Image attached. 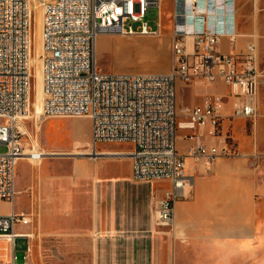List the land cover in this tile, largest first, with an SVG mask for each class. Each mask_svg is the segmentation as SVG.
<instances>
[{"label": "built area", "instance_id": "obj_1", "mask_svg": "<svg viewBox=\"0 0 264 264\" xmlns=\"http://www.w3.org/2000/svg\"><path fill=\"white\" fill-rule=\"evenodd\" d=\"M164 0H0V200L13 203L17 195L16 172L19 160L39 161L54 153L43 148L27 130L34 70L31 56L36 45L38 7L41 9L43 116L86 114L91 119V152L100 142L125 141L137 180H168L171 187L157 200L160 224L174 222L175 204L185 195L193 179L186 175V157L211 165L218 157L239 151L223 137V144L206 143L201 134H189L196 142L187 153L177 148L178 129L209 127L217 133L223 114L224 96L209 94L203 104L189 107L186 119L179 120L178 85L201 80L206 84L222 80L234 96L231 116L257 114L259 70L257 47L247 42L238 49L236 0H171V67L165 72L110 73L98 65L96 44L102 31L126 35H157L145 15L151 6L159 9ZM133 22H139L134 27ZM229 36L231 49L219 48ZM129 152V153H125ZM32 215L10 211L0 214V238L14 247L18 232ZM13 253L10 264L16 263Z\"/></svg>", "mask_w": 264, "mask_h": 264}, {"label": "crops", "instance_id": "obj_2", "mask_svg": "<svg viewBox=\"0 0 264 264\" xmlns=\"http://www.w3.org/2000/svg\"><path fill=\"white\" fill-rule=\"evenodd\" d=\"M236 4V47L242 49L250 41L257 45L256 40L243 37L252 35V28L248 33L242 31L239 0ZM219 48L222 52L232 50L229 36L222 37ZM258 62L254 117L231 116L234 96L222 80L212 84L201 80L179 83L183 111L203 104L209 94H221L224 116L215 134L209 133V127H180L178 151L186 154L188 146L196 142L188 135L200 133L206 143L220 145L223 137L229 136L239 154L218 157L209 169L205 163L186 157V175L193 182L176 201L174 222L168 227L155 223L154 203L171 182L135 179L129 156L99 154L78 161L59 156L39 161L22 158L15 179L17 195L0 214L14 210L32 215L30 222L16 228L33 234L24 237L25 252L31 251L32 241L38 239L43 255L64 257V262L56 264H264V59ZM50 152L87 154V150ZM101 157H125V165L120 172L103 174L98 165ZM75 174H82L88 183L82 185L81 177ZM154 181L169 185L161 188ZM0 241L11 244L4 238ZM13 253L12 246L9 254L1 255L11 262ZM46 264L54 263L49 258Z\"/></svg>", "mask_w": 264, "mask_h": 264}, {"label": "rangeland", "instance_id": "obj_3", "mask_svg": "<svg viewBox=\"0 0 264 264\" xmlns=\"http://www.w3.org/2000/svg\"><path fill=\"white\" fill-rule=\"evenodd\" d=\"M173 3L171 0H164L161 8L151 6L145 15L148 24L157 28L159 19H162V30L157 35H126L113 31H102L97 38L96 53L99 67L110 73L124 72H151L168 71L172 62L171 51V32L173 26ZM239 13L242 21V31L248 33L251 26L252 35H244L246 40L254 39L257 42V60L264 59V0H239ZM38 21V20H37ZM139 22H133L136 27ZM38 30V24L37 29ZM37 42L33 51L32 68L34 70L33 86L31 90V111L30 117L25 120V126L38 143L48 151L79 150L85 152L91 150V119L88 115H64V116H42L37 113L41 99V63H42V42L41 30L37 33ZM38 51L37 56L36 52ZM258 62V63H259ZM259 65V64H258ZM164 67H166L165 70ZM182 99H179L178 91V113L179 118H185L186 113L181 108ZM131 144L125 141L118 142H100L99 149L112 150H130ZM6 146L0 143V151H5ZM69 161H78L83 157H89V154H56ZM125 157L121 159H110L101 157L98 160L99 169L103 174L120 172L125 165ZM21 162V164H20ZM22 165V159L19 160L18 170ZM17 170V171H18ZM81 177L82 185L88 182L84 180L82 174H75V177ZM155 186L161 188L168 186L167 182L154 181ZM154 220L160 227H168L159 223L156 217L154 203ZM9 208L7 202H0V212ZM7 246V250H6ZM11 244L0 241V264H10L9 258L6 260L5 252L8 254L11 250ZM27 239L17 237L14 243V253L18 256V264H46L49 258L52 263L64 262L62 256H46L41 253V241L34 239L32 241L31 251L25 252ZM2 260V261H1Z\"/></svg>", "mask_w": 264, "mask_h": 264}, {"label": "bare ground", "instance_id": "obj_4", "mask_svg": "<svg viewBox=\"0 0 264 264\" xmlns=\"http://www.w3.org/2000/svg\"><path fill=\"white\" fill-rule=\"evenodd\" d=\"M38 16H37V18H38V30L36 31V42H37V40H38V38H37V33H38V31H39V27H40V30H41V9H39V7H38ZM41 42H42V40H41ZM36 46V45H35ZM33 51H34V49H33ZM33 51H32V56H31V62H32V58H33ZM42 53H43V46H42ZM36 54H37V56L39 57V55H38V51L36 52ZM40 90H41V99H40V105H39V107L37 108V113H38V115L41 117V114H42V100H43V97H44V92H43V72H42V63H41V87H40ZM30 111H31V96H30V103H29V109H28V114H27V116L25 117V119H24V123H25V120L26 119H28V117H30ZM98 154H111V153H114V151H107L106 153H101V152H97ZM125 153H129V152H125ZM87 154H89V155H92V152H91V150H87ZM93 156V155H92Z\"/></svg>", "mask_w": 264, "mask_h": 264}]
</instances>
